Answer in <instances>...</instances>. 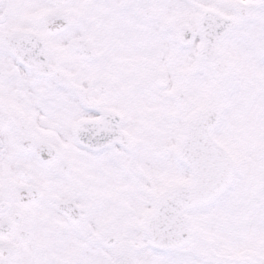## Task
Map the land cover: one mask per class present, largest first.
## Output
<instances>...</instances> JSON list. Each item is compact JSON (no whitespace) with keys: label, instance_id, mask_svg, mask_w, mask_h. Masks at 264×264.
<instances>
[{"label":"snow or ice","instance_id":"obj_1","mask_svg":"<svg viewBox=\"0 0 264 264\" xmlns=\"http://www.w3.org/2000/svg\"><path fill=\"white\" fill-rule=\"evenodd\" d=\"M0 264H264V0H0Z\"/></svg>","mask_w":264,"mask_h":264}]
</instances>
